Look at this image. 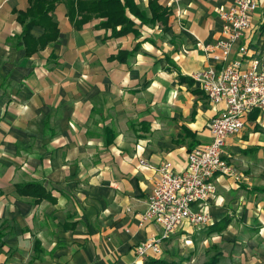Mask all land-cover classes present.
Wrapping results in <instances>:
<instances>
[{
  "label": "crops",
  "instance_id": "obj_1",
  "mask_svg": "<svg viewBox=\"0 0 264 264\" xmlns=\"http://www.w3.org/2000/svg\"><path fill=\"white\" fill-rule=\"evenodd\" d=\"M35 1L0 0V264H190L201 251L204 264L215 249L218 264H264V109L227 140L234 171L217 179L210 223L136 252L162 232L141 221L159 174L139 159L180 173L211 141L222 107L192 75L217 64L206 47L234 0H154L168 13L154 23L137 13L150 19L151 0H129L124 34L65 0ZM251 20L229 56L243 68L264 49V0Z\"/></svg>",
  "mask_w": 264,
  "mask_h": 264
},
{
  "label": "built area",
  "instance_id": "obj_2",
  "mask_svg": "<svg viewBox=\"0 0 264 264\" xmlns=\"http://www.w3.org/2000/svg\"><path fill=\"white\" fill-rule=\"evenodd\" d=\"M257 7L258 0H234L229 9L221 11L222 36L206 47L217 64L192 75L210 102L222 107L211 120V141L188 152L187 168L180 173L172 171L170 162L155 167L147 159H139L140 164L159 174L141 221L162 228L159 236L149 237L137 246L140 259L159 255L163 241L183 224L201 228L210 223L208 202L217 193V179L234 171L224 158L227 140L245 128L253 110L264 109V49L259 59L250 60L245 68L241 60L229 62L235 45L252 29V12ZM248 50L245 43L239 48L242 55Z\"/></svg>",
  "mask_w": 264,
  "mask_h": 264
},
{
  "label": "trees",
  "instance_id": "obj_3",
  "mask_svg": "<svg viewBox=\"0 0 264 264\" xmlns=\"http://www.w3.org/2000/svg\"><path fill=\"white\" fill-rule=\"evenodd\" d=\"M45 0H36L35 3H41ZM53 0H48V2L52 5ZM57 1V0H55ZM66 3L71 7H75L78 13L82 14L83 19H87L88 16L91 15H101L107 17L105 22L106 25L111 26L113 29H116L118 25H121V29L118 30L117 34H124L129 32L130 29H133L134 21L126 14L127 6L129 5V0H125V4L122 3V0H65ZM34 6V5H33ZM33 6L29 11L32 13L36 11V8ZM150 8L152 10V17L148 19L144 12L137 11L138 15L144 22L154 23L157 20H162L163 22L166 21L168 13L165 11L156 1L151 0ZM51 10V7L45 10V14ZM28 12V13H29ZM33 26V23L30 25H26L24 37H28L29 30ZM126 54V52L119 53L118 57L121 55ZM123 59V58H122ZM35 184H30V186ZM41 198V196H40ZM225 219L223 220V224L221 225V229L225 224ZM219 255L220 251L215 249V253L211 255L204 264H218L219 262ZM145 264H180L177 262H168L165 259H151L145 261Z\"/></svg>",
  "mask_w": 264,
  "mask_h": 264
},
{
  "label": "rangeland",
  "instance_id": "obj_4",
  "mask_svg": "<svg viewBox=\"0 0 264 264\" xmlns=\"http://www.w3.org/2000/svg\"><path fill=\"white\" fill-rule=\"evenodd\" d=\"M207 226V225H206ZM206 226H203V227H206ZM203 227H201V228H203ZM194 228H197V227H194ZM201 228H197V229H201ZM186 243H187V241H185ZM195 242V241H194ZM183 251H184V253H185V257L186 256H188V253L189 252H187L188 251V249L185 247L184 249H183ZM210 253H212V254H214L215 253V250H212ZM206 256V254L203 252V251H201V252H199L197 255H195L193 258H197L196 260H193L190 264H202V260L204 259V257ZM192 257L190 258V259H192ZM195 261V262H194Z\"/></svg>",
  "mask_w": 264,
  "mask_h": 264
}]
</instances>
